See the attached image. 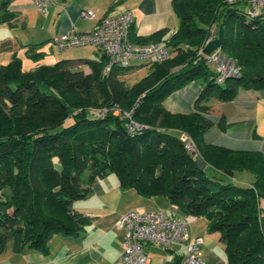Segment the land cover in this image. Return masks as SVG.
Returning a JSON list of instances; mask_svg holds the SVG:
<instances>
[{
	"label": "trees",
	"instance_id": "16d2710c",
	"mask_svg": "<svg viewBox=\"0 0 264 264\" xmlns=\"http://www.w3.org/2000/svg\"><path fill=\"white\" fill-rule=\"evenodd\" d=\"M11 2L0 0V23L15 18ZM247 6V0H173L180 24L166 40L171 57L153 61L148 75L131 86L121 79L130 67L102 75L104 53L78 60L90 72L72 59L27 71L16 55L0 66V255L9 240L14 252L32 248L47 254L55 234H83L88 218L73 204L90 195L95 179L114 172L123 190L164 196L187 216L206 217L209 232H219L225 243L228 264H264V155L206 143L212 123L200 99L193 113H172L163 105L199 79L207 83L203 99L229 101L242 88L264 87V10L253 16ZM221 22V50L241 67L224 86L198 54ZM162 33L143 42L158 41ZM131 39L142 42L133 31ZM41 45L28 48L35 61L44 56ZM116 106L133 109L132 119L144 128L129 131L130 119L115 114ZM101 107L108 108L104 116L93 110ZM240 171L251 172L253 181L236 183ZM182 260L177 256L168 264Z\"/></svg>",
	"mask_w": 264,
	"mask_h": 264
},
{
	"label": "crops",
	"instance_id": "0c3cea01",
	"mask_svg": "<svg viewBox=\"0 0 264 264\" xmlns=\"http://www.w3.org/2000/svg\"><path fill=\"white\" fill-rule=\"evenodd\" d=\"M9 9L16 14L13 21L17 27H22L25 31L32 23L35 24V29L29 31L31 35L18 37L19 39L14 37L4 42L9 44L8 47L3 46L5 50L10 49L12 43L27 49L32 44L41 43L39 49L43 52L44 43L47 41L53 43V38L57 34L73 28L80 32L94 30L106 16L118 15L126 10L133 11L132 31L142 42L157 32H163L158 41L153 42H159L167 47L166 40L180 24L173 0H52L45 11L36 6L35 0H12ZM84 9L93 11L96 17L93 19L83 17L81 12ZM94 52L97 56L86 58H98L99 52L95 47ZM145 60L149 59L133 58L130 69L143 66ZM152 62L148 63L150 71ZM75 63L83 64L86 72L88 71L85 67L90 69L84 63L79 61ZM213 70L216 71V68ZM206 85V81L202 79L192 81L168 96L163 105L172 113H193L199 112L197 104L200 99V105L208 106V111L203 114L212 123L204 135L206 143L234 151L261 152L264 155V87L242 88L232 100L224 101L217 96L201 98ZM195 157L202 167H207L198 153H195ZM240 179L244 184L249 183ZM250 179L253 180L254 177ZM91 189L87 198L77 200L73 204L76 211L88 218L83 234L77 236L55 234L49 242L50 252L47 254L25 248L19 253L12 249L11 254L3 257L6 255L5 251L1 254L3 258L0 264H113L120 258L125 242V232L118 228L120 217L133 209L145 211L164 208V202L159 201L158 196L145 197L135 189L123 190L119 181H108L106 177L95 179ZM167 209L168 214L186 219L192 217L171 204ZM197 218L200 217H192ZM205 229H208V224ZM190 230L189 222V235L193 237L196 233L190 234ZM202 236L205 239L202 247L204 264H228L225 243L220 233L212 232L210 236ZM157 246L145 245L150 251L147 253L151 258V264H168L177 256L184 255V246L181 244L171 248ZM156 250L164 252L161 255L157 253L154 255L151 251Z\"/></svg>",
	"mask_w": 264,
	"mask_h": 264
},
{
	"label": "built area",
	"instance_id": "2783aa9c",
	"mask_svg": "<svg viewBox=\"0 0 264 264\" xmlns=\"http://www.w3.org/2000/svg\"><path fill=\"white\" fill-rule=\"evenodd\" d=\"M235 2L236 0H229ZM52 0H35L36 6L45 11ZM247 12L253 16L264 10V0H247ZM81 15L93 19L96 14L84 9ZM134 14L126 10L118 15L106 16L99 25L91 31L80 32L71 29L57 34L53 43L60 50L92 45L99 53L107 55L108 60L103 66L102 75L109 77L115 67L128 68L135 57L163 62L171 57L170 50L159 42H134L131 39ZM214 34L200 47L198 54L202 55L209 65H214L217 72V82L222 83L229 77H237L241 67L235 59L227 55L221 48L211 54L204 53L205 45L213 38ZM99 116L108 113L107 108L94 110ZM114 113L124 115L130 121L127 124L129 131L135 132L144 125L132 119L133 109L122 111L118 106ZM187 148L193 153L196 147L188 141ZM118 228L125 232V242L120 258L113 264H151V258L145 250L146 244H154L163 248H171L176 244L184 246L182 264H204L202 247L203 236L189 237V221L185 217L168 214L163 209H136L124 213L118 222Z\"/></svg>",
	"mask_w": 264,
	"mask_h": 264
},
{
	"label": "rangeland",
	"instance_id": "374dc122",
	"mask_svg": "<svg viewBox=\"0 0 264 264\" xmlns=\"http://www.w3.org/2000/svg\"><path fill=\"white\" fill-rule=\"evenodd\" d=\"M15 19V18H14ZM15 21H12L11 23H7V22H1L0 23V66L2 64H7L9 63L12 59L13 56L16 55L18 58H20L23 62V68L24 70L27 71H31L34 70L39 64H54L56 63L58 60L60 59H72L75 61H78L81 58H86V57H95L97 56V54L94 52V47L91 45H85V46H80V47H73V48H68L66 50H60L58 49L55 44L52 43V41H47L45 42V46L43 48V52H44V56L40 58V60L35 61L33 59V57H31L28 54V49L24 48L23 46L21 47L20 45H15L12 43V46L10 49H4V42H6L9 39H13L15 38H22L28 35H31L29 33V31H32L35 26V24L33 25L32 23L30 24L29 28L26 29L25 31L22 30V27H17ZM27 28V26H26ZM19 39V38H18ZM200 49V48H199ZM42 51L41 49H38V51ZM199 51V50H198ZM153 60L149 59V60H145L144 61V65L138 68H134V69H130V71L125 74L124 76L121 77V79H123L126 83V85L131 86L133 84H135L136 82H139L140 80H142L146 75H148V73L150 72V62H152ZM76 67L78 68H84L83 64H79V63H75L74 64ZM86 70L89 72L90 69L85 67ZM212 68L214 69L215 66L212 65ZM223 83V84H222ZM221 85L224 86L225 83L222 82ZM117 107V106H116ZM113 108V112L115 110V108ZM119 107V106H118ZM101 108H106V107H101ZM101 108H93V110H97V109H101ZM120 108V107H119ZM108 109V108H107ZM121 109V108H120ZM129 111V110H128ZM211 171H208V175H212ZM253 178L254 175L251 172L248 171H240L236 173V176L234 178V181L236 183L239 184H244L243 182H241L242 179H244L247 182H252L253 180L250 178ZM108 181H114V182H118L119 179L117 177V174L114 172L109 173L106 176ZM159 201L164 202V208L166 212H169L167 207H169L170 202L167 200L166 197L164 196H158ZM261 204V208H262V214L264 216V198L261 199L260 201ZM190 222V234L192 233H196L193 236H210V234H212V232H209L208 229H205V227L208 224V219L206 217H200L197 219H192L191 218H187ZM219 234V232H213V234ZM189 237H191L189 235ZM204 243H205V239H204ZM12 240L8 241L7 244V249L6 251V255H3V257H7L8 254L12 253ZM204 245V244H203ZM159 248V246H157ZM161 249V248H160ZM146 252H150L148 250V248H145ZM8 251V252H7ZM153 254L157 253V255H161L164 251L162 250V252H159L158 250L156 251H151ZM152 254V255H153ZM155 255V254H154ZM2 255L0 256V260L3 258ZM227 257V255H226ZM228 262V260H227Z\"/></svg>",
	"mask_w": 264,
	"mask_h": 264
},
{
	"label": "water",
	"instance_id": "95a60500",
	"mask_svg": "<svg viewBox=\"0 0 264 264\" xmlns=\"http://www.w3.org/2000/svg\"><path fill=\"white\" fill-rule=\"evenodd\" d=\"M225 39V24L221 22L217 25V29L213 38L205 45L204 53L211 54L216 49L221 48Z\"/></svg>",
	"mask_w": 264,
	"mask_h": 264
}]
</instances>
